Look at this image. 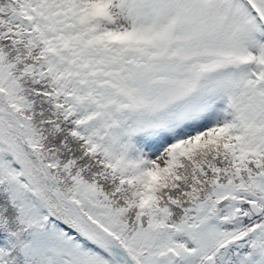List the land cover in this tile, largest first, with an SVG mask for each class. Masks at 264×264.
<instances>
[{"label": "snow or ice", "instance_id": "1", "mask_svg": "<svg viewBox=\"0 0 264 264\" xmlns=\"http://www.w3.org/2000/svg\"><path fill=\"white\" fill-rule=\"evenodd\" d=\"M0 264H264V0H0Z\"/></svg>", "mask_w": 264, "mask_h": 264}]
</instances>
